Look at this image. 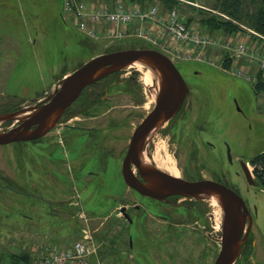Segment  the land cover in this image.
<instances>
[{
  "label": "rangeland",
  "instance_id": "obj_1",
  "mask_svg": "<svg viewBox=\"0 0 264 264\" xmlns=\"http://www.w3.org/2000/svg\"><path fill=\"white\" fill-rule=\"evenodd\" d=\"M89 1L114 3V0ZM216 1L180 0L175 8L184 22L191 20L188 24L194 28L208 29L201 24V19L209 16L207 12L216 13L211 9ZM259 2L243 0V18L254 12ZM61 13L62 6L58 0H0V112L30 106L35 101L33 97L49 91L58 78L62 79L66 73L73 72L95 55L127 48L163 51L159 41L154 43L136 36L111 42L93 40L81 33L71 19L64 20ZM243 28L241 34L250 35L251 43L248 44L256 45V53L258 51L263 56L264 35L260 34L261 37L252 29L249 31L246 25ZM220 32L224 36L228 34ZM237 39L242 38L238 36ZM171 59L185 76L191 90L192 108L188 113L190 129L203 138L206 149L209 146L205 140L217 144L224 142L233 152L247 158L256 180L250 160L264 150V95L259 98L249 81L234 76L216 63L176 56ZM126 70L138 73L143 81L137 67L130 65ZM149 86L146 85L149 96L145 100V107L140 108L141 116L154 104ZM5 125L9 123H0V127ZM168 143V138L158 137L157 160L170 171L176 169L179 173L186 156L178 155L174 147L170 150ZM21 148V143L0 145V173L3 174L0 177V264H14V260H25L30 254V259H33L37 257V252H41V255L53 247H70L86 233L92 234L98 248L97 258L102 264H213L218 254L216 245L213 240L203 238L199 228L196 236L187 238H152L146 234V237L134 239V249L128 250V233L122 238L123 243L116 239V232L125 227L117 216L116 202L109 201L111 207L107 211L103 203V199H110L119 191L118 186H104L103 192H96L95 186H91L93 194L88 192L84 207H77L79 212L75 232L67 233L66 224H61L56 218L41 216L38 205L28 204L36 200L20 194L24 186L2 185L7 181L6 175L14 180L18 178L20 182ZM191 156L189 152L188 157ZM213 157L208 154L209 160ZM255 186L251 191H247V186H238V189L251 204L258 206L254 226L256 231L264 232V190L257 180ZM36 187L30 186L31 190ZM47 187L50 191L52 186ZM215 208L222 228V207L216 205ZM102 210L104 213H101ZM26 213L31 217H25ZM190 228L187 226L184 229L190 232ZM97 258H94V262Z\"/></svg>",
  "mask_w": 264,
  "mask_h": 264
},
{
  "label": "flooded vegetation",
  "instance_id": "obj_2",
  "mask_svg": "<svg viewBox=\"0 0 264 264\" xmlns=\"http://www.w3.org/2000/svg\"><path fill=\"white\" fill-rule=\"evenodd\" d=\"M126 69L113 72L84 88L54 127L42 137L10 143L22 144V172L20 182L18 178L14 180L6 175L7 181L2 185L24 186L20 194L37 201L28 204L38 205L41 216L56 218L61 224H66L67 233L70 234L75 232L79 212L77 207H84L88 192L93 194L91 186H95L96 192H103L104 186H118L119 191L110 199H103V203L107 211L109 201L116 202L117 216L125 225L122 231L116 232V239L121 242L128 233V250L134 249V239L146 237V234L152 238H187L196 236L199 228L203 238L213 240L218 256L222 247V228L215 207L220 204L210 199L186 198L180 194L158 199L131 187L125 176L124 171L127 170L129 179L136 186L150 184L147 177L153 168L163 175L175 176L157 160L158 137H165L168 138L170 150L174 147L178 155L186 156L179 177L187 180L211 179L241 195L250 216H247L240 253L234 264H264V232L256 231L254 226L259 208L251 204L238 189V186H247V191H251L252 187H256V183L250 184L248 181V159L233 152L224 142L217 144L205 140L209 146L206 149L203 138L194 134L189 127L190 109L185 107V102L174 117L147 133L136 147L134 157L126 160L137 128L156 105L157 91L155 83H152L148 90L154 104L141 116L140 108L145 107V100L149 96L147 88L138 73ZM59 81L60 78L49 91L33 97L35 101L30 106L46 101L56 90ZM4 122L9 125L1 126L0 130L20 124L11 120ZM189 152L192 153L191 157H188ZM208 154L214 155L212 160H209ZM136 156L142 157L144 162L135 161ZM2 175L0 173V177ZM30 186L37 187L31 190ZM47 186H52L50 191ZM24 216L31 217L28 213ZM187 226L191 227L190 232L184 229ZM178 227L182 228L179 230Z\"/></svg>",
  "mask_w": 264,
  "mask_h": 264
},
{
  "label": "water",
  "instance_id": "obj_3",
  "mask_svg": "<svg viewBox=\"0 0 264 264\" xmlns=\"http://www.w3.org/2000/svg\"><path fill=\"white\" fill-rule=\"evenodd\" d=\"M135 63L148 66L158 80L154 81L157 90L156 105L133 136L126 159L129 161L147 133L174 117L184 102L185 107L192 108L190 87L180 69L167 54L155 48H127L95 55L60 79L56 90L46 101L17 111L0 113V123L9 120L20 122L8 130H0V145L42 137L54 127L66 108L76 100L84 88ZM135 158V161L144 162L142 157ZM124 172L131 187L158 199L176 194L186 198H216L224 216L222 247L214 264H234L240 253L246 219L250 216L241 195L229 186L211 179L187 180L179 176H166L156 168L148 172L147 179L150 184L136 186V183L129 179L127 170ZM247 174L249 183L255 184L249 163Z\"/></svg>",
  "mask_w": 264,
  "mask_h": 264
},
{
  "label": "built area",
  "instance_id": "obj_4",
  "mask_svg": "<svg viewBox=\"0 0 264 264\" xmlns=\"http://www.w3.org/2000/svg\"><path fill=\"white\" fill-rule=\"evenodd\" d=\"M159 6V0L145 6L125 0H116L113 4L89 0H63L62 14L64 20L71 19L81 33L99 41L111 42L125 38L129 35V25L137 20L144 24H158L160 30L170 40L186 47L184 58L190 59L198 51L197 55L199 56L195 58L205 60L203 52L209 46L224 47L231 53L233 66L229 71L234 76L244 78L249 82L256 81V78L248 70L237 65L234 66V64L243 61L255 62L264 74V55L261 56L258 51L256 53V45L250 46L245 39H237L230 35L213 36L208 32H200L181 20L175 7L170 10L167 18L160 17ZM133 35L154 43H158L160 40L156 33L150 32L144 27H140ZM258 35L263 37V34L259 33ZM97 256L98 248L94 244L92 234L86 233L83 238L75 241L70 247H53L43 252L33 262L20 261L16 264H102ZM94 258H97L96 262H94Z\"/></svg>",
  "mask_w": 264,
  "mask_h": 264
},
{
  "label": "trees",
  "instance_id": "obj_5",
  "mask_svg": "<svg viewBox=\"0 0 264 264\" xmlns=\"http://www.w3.org/2000/svg\"><path fill=\"white\" fill-rule=\"evenodd\" d=\"M63 0H58L59 5L62 6ZM115 1V0H114ZM141 5H148L155 0H126ZM163 4L164 9L171 10L177 5L180 0H159ZM194 1V0H185ZM259 6L252 13L244 16L243 0H217L216 4L211 7L216 13L207 12L209 16L201 19V24L206 26L212 32L222 31L228 34H233L242 31L243 25L248 26L256 32L264 35V0H260ZM204 9V8H202ZM203 11V10H202ZM205 11H203L204 13ZM62 16V15H61ZM202 17V16H201ZM246 19V21L244 20ZM189 20L187 24L190 22ZM223 67L228 70L231 67V63L225 62ZM253 88L257 94L264 92V76L262 72L259 73L257 81L253 84ZM251 164L254 166V174L256 180L264 190V150L256 154L251 160ZM1 207H5L2 206ZM7 210V209H6ZM8 211V210H7ZM10 212V211H8ZM25 262H28L29 258H24ZM17 261L19 259H16ZM14 260V264L18 263ZM21 261V260H19Z\"/></svg>",
  "mask_w": 264,
  "mask_h": 264
},
{
  "label": "crops",
  "instance_id": "obj_6",
  "mask_svg": "<svg viewBox=\"0 0 264 264\" xmlns=\"http://www.w3.org/2000/svg\"><path fill=\"white\" fill-rule=\"evenodd\" d=\"M160 5H161V3H160ZM169 12H170V10L164 9V6H162V5L160 6V8H159V16L160 17L167 18ZM179 18H181V20H184L180 15H179ZM188 21L189 20H187L186 22H188ZM140 27H144L148 31L156 33L159 36V38H160V40H159V44L160 45L159 46L161 47V49L164 52L169 54V56L171 58L174 59V56L180 58V57H183V54L186 53V47L183 46L182 44H179L178 42H174V41L170 40L166 36V34L163 33L162 30H160V25H158V24H151V23H145L144 24L140 20H137L135 23L129 25V27H128L129 35L126 36L125 38L133 37L134 36L133 33L135 31H137ZM248 30L251 31V28H248ZM198 31H200V32H208L209 34H211L213 36L214 35H221L220 31L212 32L211 30H208V29H205V28L204 29L202 28L201 30H198ZM241 33L242 32L240 31V32H236V33H233V34L230 33V34H227V35H230L232 37H238L239 36V38L245 39V41L250 44L251 43L250 35H245V34L243 35ZM253 41H255V40H253ZM177 50H179V51H177ZM196 52H195L194 56L192 58H190L189 60L216 63L218 66L219 65L223 66V64L227 61V62L231 63V67L233 66V63H232V60H231V53L224 47L209 46L206 49V51L203 52L205 60L195 58L196 56H199V55H197L198 51H196ZM236 65L238 67H241V68L245 69V70H248V72H250L256 78V80L258 79L259 73L261 71L259 70V68H258V66H257V64L255 62H248L247 63V62L243 61V62H239V64H234V66H236ZM66 74H68V73H66ZM251 84L253 85L254 83H251ZM262 95H264V92H261V93L258 94L259 98H261ZM40 253L37 252V257L35 256L33 259H30V257H32V255L30 254V257H28L29 258L28 262H26V263L33 262L35 259H37L39 257ZM22 261L25 262L24 260H22Z\"/></svg>",
  "mask_w": 264,
  "mask_h": 264
},
{
  "label": "bare ground",
  "instance_id": "obj_7",
  "mask_svg": "<svg viewBox=\"0 0 264 264\" xmlns=\"http://www.w3.org/2000/svg\"><path fill=\"white\" fill-rule=\"evenodd\" d=\"M138 68V70L142 73L143 75V81L145 82L146 85H151L153 81H157V77L154 73V71L152 69H150L148 66H146L143 63H135L134 65ZM173 174L175 176H178V171L176 169H173ZM201 197L203 196V194H200ZM213 202H215L216 204H220V202L216 199V198H212L211 199Z\"/></svg>",
  "mask_w": 264,
  "mask_h": 264
}]
</instances>
